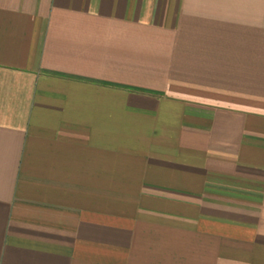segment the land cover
I'll return each instance as SVG.
<instances>
[{"label":"crops","instance_id":"obj_1","mask_svg":"<svg viewBox=\"0 0 264 264\" xmlns=\"http://www.w3.org/2000/svg\"><path fill=\"white\" fill-rule=\"evenodd\" d=\"M0 264H264V0H0Z\"/></svg>","mask_w":264,"mask_h":264}]
</instances>
